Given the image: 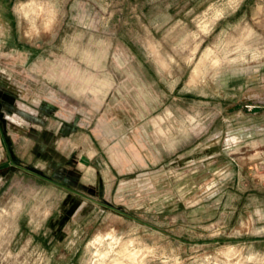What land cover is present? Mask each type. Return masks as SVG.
I'll use <instances>...</instances> for the list:
<instances>
[{
	"label": "rangeland",
	"instance_id": "rangeland-1",
	"mask_svg": "<svg viewBox=\"0 0 264 264\" xmlns=\"http://www.w3.org/2000/svg\"><path fill=\"white\" fill-rule=\"evenodd\" d=\"M0 75V264H264V0H0Z\"/></svg>",
	"mask_w": 264,
	"mask_h": 264
},
{
	"label": "flooded vegetation",
	"instance_id": "flooded-vegetation-1",
	"mask_svg": "<svg viewBox=\"0 0 264 264\" xmlns=\"http://www.w3.org/2000/svg\"><path fill=\"white\" fill-rule=\"evenodd\" d=\"M44 124V117L42 114H36L30 110L24 108L19 100V95L17 91L11 86L8 79L0 75V131L4 136H6L5 144L8 146L9 136L8 131L11 129H20L24 132L31 131L36 128H41ZM68 129H62L59 131V136H63ZM37 171L42 172L39 168ZM73 193H77L72 189ZM72 193V194H73ZM72 199L75 198L79 201L72 202L71 205L68 204L65 206L64 210L62 209L61 217L55 224H50L51 236L47 239L46 246L51 248L55 246L54 243L61 244V242L66 239L67 233L65 231L66 227L69 225L75 226L76 229H80L81 225L89 218L91 206L103 205L99 203L96 199H92L89 203L85 201L84 198H81L79 195H72ZM69 197V199H71ZM105 206V205H104ZM77 231H74L73 234H77ZM55 257V256H54ZM51 264H75L74 259H64L61 256L54 258Z\"/></svg>",
	"mask_w": 264,
	"mask_h": 264
}]
</instances>
